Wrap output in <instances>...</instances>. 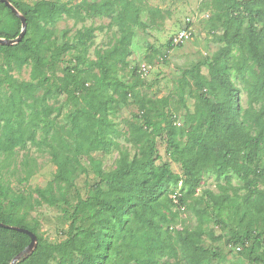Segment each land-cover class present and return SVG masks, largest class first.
I'll return each instance as SVG.
<instances>
[{
    "label": "trees",
    "instance_id": "trees-1",
    "mask_svg": "<svg viewBox=\"0 0 264 264\" xmlns=\"http://www.w3.org/2000/svg\"><path fill=\"white\" fill-rule=\"evenodd\" d=\"M10 1L25 15L27 27L20 42L0 44V222L37 236L32 253L16 264H212L216 254L202 243L203 224L212 218L234 222L238 228L230 241L237 253L264 264V0H207L212 33L221 46L197 70L186 69L181 76L178 101L186 106V95L194 98L184 130L176 127L169 96L141 93L151 83L138 72L139 64L125 76L129 35L135 28L155 25L159 8L143 0H112L110 6L108 0ZM106 13L107 27H116L115 38L95 51L96 65L88 61L82 38H93L103 25L78 29L74 42H61L55 34L63 17L84 21ZM185 25L190 28L191 21ZM19 31V18L0 1V37L14 38ZM168 46H174L172 36ZM16 48L28 60V79L11 73L23 67L20 52L8 53ZM71 51L70 64L60 68ZM201 64L207 68V89L196 76ZM189 79H196L195 89L187 90ZM241 91L247 96L245 108ZM61 97L69 107L66 112L60 103L54 115L45 113L43 107L49 101L59 103ZM130 99L138 112L125 122L124 132L114 117ZM60 116L67 122L64 130L57 126ZM122 135L130 148L119 144ZM157 138L165 142L171 162L183 165L192 157L198 179L212 173L219 192L204 188L196 195L185 166L181 175L170 161H159ZM28 144L47 153L56 170L45 186L23 193L10 186L4 170L15 150ZM112 149L118 152L115 165L105 170L93 154ZM90 172L95 181L85 197L76 190L72 202L69 194L77 178ZM30 173L26 170L22 181ZM234 177L240 184H232ZM42 204L57 206L66 215L68 228L61 241L43 239L38 223L27 218ZM186 208L196 215L194 228L176 225ZM29 242L27 234L0 226V264H9Z\"/></svg>",
    "mask_w": 264,
    "mask_h": 264
},
{
    "label": "rangeland",
    "instance_id": "rangeland-1",
    "mask_svg": "<svg viewBox=\"0 0 264 264\" xmlns=\"http://www.w3.org/2000/svg\"><path fill=\"white\" fill-rule=\"evenodd\" d=\"M13 1L33 4L37 0ZM49 1H60L74 4L81 0ZM143 1L149 6L159 8L161 16L154 18L156 22L155 25L152 24L145 30L135 28L133 34L129 35L131 55L127 57L129 67L127 66L125 69V76L130 77L128 71L130 68H133V66L143 62L148 63L151 66V69L149 75L146 77V82L148 84L151 83V85L142 87L141 93L146 97L154 98L169 96L171 98L170 111H172L177 118L176 127L179 130H184L185 117L192 118L194 98L186 95V106L181 105L178 101L177 93L179 92L181 76L186 69L195 67V70H197L198 65L206 58H210L221 46L220 43L215 41L210 26L209 17L211 16V10L207 4V0ZM108 2L109 6L113 3L112 0H108ZM109 16V13H106L102 17L87 18L84 21H77L74 18L63 17L55 25V34L61 42L64 40L74 42L78 29L84 26L97 27L103 25V29H96L94 31L93 38H90L88 34H85L82 38V45L88 47V61L92 65H96L95 51L107 48L112 42H114V32L116 27H107L110 22ZM143 18L147 19V15H144ZM186 21H191L190 28L193 30L192 37L185 40L181 45L177 44L169 47L168 40L175 32L185 25ZM17 52H20L21 54L23 67L20 71L13 69L11 73L19 79H28L30 68L27 65L28 60L25 58L23 50L21 48H16L8 51L9 54ZM72 52L73 51L66 53L63 56V61L59 64L60 68L70 64L69 60L72 58ZM196 76L204 85V89H207L210 83L206 66L201 64L198 75L196 71ZM195 80L196 79H189L187 90L195 89ZM130 100L131 101L128 105L124 106L114 117V120L118 123V127L124 132L127 130L125 122L129 121L132 114L138 112L134 100ZM60 103H62L63 112H66L69 107L63 103V97L59 99V103L49 101L43 109L45 113L54 115V106L59 105ZM240 105L243 108L247 107V96L243 91L240 93ZM57 126L61 130L66 128L67 122L64 117H58ZM118 142L121 146L130 148V143L125 140L124 135L118 138ZM157 147L162 157L159 161H170L165 155L166 145L161 138H157ZM117 154V150L112 149L109 153L95 152L93 155L102 160L103 168L105 170H109L114 167ZM170 164L173 171L181 175L184 174L183 166L189 170L197 187L196 195L202 193L204 188H207L214 193L219 192L217 180L212 173H205L198 179V173L195 169V161L192 157L188 158L183 165L171 161ZM26 170L31 172L30 176L28 180L22 181V178L26 175ZM55 170L56 166L51 162L47 153L38 151L34 146L28 144L26 148H17L15 150L5 167L4 176L14 190L28 193L31 192L34 187L45 186L48 181L53 179ZM94 181L95 177L91 172L89 175H80L76 180L75 188L71 190L69 194L70 200L74 202L73 197L75 196L76 190H78L80 195L85 197L88 186ZM232 184L237 185L240 184V182L234 177ZM243 192V190H240L239 194H242ZM189 202H192V200L188 199L187 203L189 204ZM195 206L201 208L202 204L197 203ZM27 218L30 223H38L37 232L47 241H61L66 237L68 221L64 212L57 206H50L48 204L36 205L31 211H29ZM229 220V218H225V222L219 223L212 218L203 224L206 233L203 235L202 243L216 254V258L212 260V264H257L249 261L245 255L237 253V249L230 240L232 230H236L238 227L234 222H230ZM197 222L198 220L195 213L186 208L184 211L179 212L176 225L179 228H194ZM261 250L262 246L258 248L256 247L254 249V254L259 253Z\"/></svg>",
    "mask_w": 264,
    "mask_h": 264
},
{
    "label": "water",
    "instance_id": "water-1",
    "mask_svg": "<svg viewBox=\"0 0 264 264\" xmlns=\"http://www.w3.org/2000/svg\"><path fill=\"white\" fill-rule=\"evenodd\" d=\"M0 1L3 2L8 8H10V10L13 12V14L15 16H17L20 20V31H19L18 35L14 38L0 37V44H6V45L16 44V43L21 41V39L23 38V36L26 32V27H27L26 17L24 14H22L17 9V7H15L13 5V3L10 0H0ZM0 226L23 232V233L27 234L30 238V242L28 243V245L20 253L16 254L12 258L10 264H16L21 259V257H25V256L32 253V251L34 250L36 243H37V236L33 231H31L27 228H24V227L7 225V224H4L2 222H0Z\"/></svg>",
    "mask_w": 264,
    "mask_h": 264
},
{
    "label": "built area",
    "instance_id": "built-area-1",
    "mask_svg": "<svg viewBox=\"0 0 264 264\" xmlns=\"http://www.w3.org/2000/svg\"><path fill=\"white\" fill-rule=\"evenodd\" d=\"M193 35V30L191 28H181L172 36L173 45H177L179 43H183L185 40L191 38ZM151 66L146 64L145 62L139 63L138 72H141L142 76L149 75V71ZM174 197V196H173ZM238 249V247H237Z\"/></svg>",
    "mask_w": 264,
    "mask_h": 264
}]
</instances>
